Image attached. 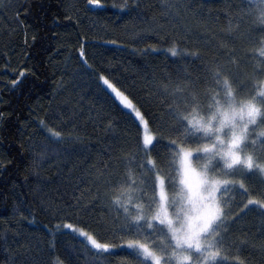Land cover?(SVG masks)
<instances>
[{"label": "trees", "instance_id": "1", "mask_svg": "<svg viewBox=\"0 0 264 264\" xmlns=\"http://www.w3.org/2000/svg\"><path fill=\"white\" fill-rule=\"evenodd\" d=\"M71 4L0 3V264H100L86 243L58 228L65 220L118 247L103 264H140L119 248L140 226L110 203L112 189L131 178L148 193L156 174L170 178L177 144L199 139L182 117L226 88L264 105L256 95L264 0H103L97 9L78 0L80 15ZM172 41L186 53L164 52ZM81 43L91 69L79 59ZM20 68L32 71L13 87ZM99 74L131 98L156 136L147 155L139 126ZM251 147L264 159V140ZM237 169L220 201L214 264H264V174Z\"/></svg>", "mask_w": 264, "mask_h": 264}, {"label": "clouds", "instance_id": "2", "mask_svg": "<svg viewBox=\"0 0 264 264\" xmlns=\"http://www.w3.org/2000/svg\"><path fill=\"white\" fill-rule=\"evenodd\" d=\"M257 96L264 95V80ZM182 119L199 139L181 141L170 157L171 177L158 175L143 193L130 178L109 193V201L138 234L126 239L140 264H212L220 255L204 234L223 215L219 189L236 167L264 173V159L251 146L264 140V105L228 91ZM239 264V261H237Z\"/></svg>", "mask_w": 264, "mask_h": 264}, {"label": "snow or ice", "instance_id": "3", "mask_svg": "<svg viewBox=\"0 0 264 264\" xmlns=\"http://www.w3.org/2000/svg\"><path fill=\"white\" fill-rule=\"evenodd\" d=\"M0 3H3V0H0ZM87 5L93 7H102L100 0H87ZM72 18L73 17L66 12L65 19L71 20ZM55 35L56 34L53 33V36ZM35 39H36L35 34H33V40ZM160 39L163 40L164 37H160ZM109 43L115 44L116 41L111 40L109 41ZM149 47L151 51L153 52L157 51V46L155 44L150 45ZM76 51L78 52L79 59L83 63V65L86 68L91 69L93 66L89 63V61L86 58L87 53L85 51L84 44L81 43V45L76 49ZM167 51L173 56L176 55L177 46L175 41H172V46L168 48ZM31 71H32L31 68H20L19 75L16 77V79L11 80V85L15 87L18 84V82H20L21 78L24 77L26 74H30ZM98 79L99 82H101L103 85L107 87V89H109L112 93L115 94V97L117 98L119 104L123 108H127V109L134 108V102L131 100V98L125 92L118 90V88L114 86L112 82H110L108 76H106L105 74H99ZM140 115L142 114L140 112H137V116ZM4 117H5V113L0 112V121H2ZM39 122L41 125H43L45 121L44 119H40ZM261 207H264V204H262ZM63 228L65 230H72L74 232H78L80 237H86L87 243L90 246L89 249L93 254H95L96 257H99L100 264H103L104 258L107 257L110 254V252L113 250V246L111 244L105 243L104 241L100 240L94 233L85 230L83 227L77 228L73 223L65 220V222L63 223ZM101 253H103V256L100 255ZM48 264H51V261H49ZM57 264H64V262L58 261Z\"/></svg>", "mask_w": 264, "mask_h": 264}, {"label": "rangeland", "instance_id": "4", "mask_svg": "<svg viewBox=\"0 0 264 264\" xmlns=\"http://www.w3.org/2000/svg\"><path fill=\"white\" fill-rule=\"evenodd\" d=\"M77 1L78 0H73V4H71L70 8H69V12L70 13H75L76 15H80V13H83L84 12V9L85 8H88V9H97L99 7H93V6H89L87 5V0H80L83 4H84V9L82 10V8L80 6H78L77 4ZM103 0H100V3L102 2ZM164 52L168 53L169 55H171L167 50H165ZM181 54V53H186L185 51L183 50H177V53L176 54ZM100 84L102 85V87L112 96V98L117 102V104L124 110L126 111L128 114H130L132 116V118L135 120V122L137 123V125L139 126V129H140V134H141V143H142V148H143V151L146 153L149 152L150 150V147L152 145V143L156 140V136L152 134V132L149 130L148 128V125L145 121V119L143 118L142 115L140 116H137V112H140L134 105V108L132 109H127V108H123L117 98L115 97V94L112 93L109 89H107V87L105 85H103L101 82ZM230 90H228L226 88V92H228ZM260 98H264V95H261ZM147 166L149 169H154L153 167V164L152 162L148 159L147 160ZM238 167L234 168L231 172H234L236 170H240V169H237ZM260 172V171H259ZM261 173V172H260ZM264 174V173H262ZM158 175L156 174L155 178L157 177ZM228 186V183L227 184H224L220 187L219 189V196H220V201L222 200L223 196L225 195V191L226 188ZM252 204L254 205H258L257 203H253ZM261 207V206H260ZM263 210H264V207H261ZM220 218L215 220V221H212L210 220L209 223H208V229L206 231V233L204 234L205 236V239H208L209 240V244L211 247H214L215 248V245H214V239H215V236L216 234L214 233V229L216 228V224L219 222ZM58 228L62 229V230H65L63 228V225L59 226ZM79 228V227H77ZM65 231H69L71 232L72 234L76 235L78 238H80L84 243H87V238L86 237H80L78 232H74L72 230H65ZM89 246V245H88ZM90 247V246H89ZM116 248L118 247H115L113 246V250L114 251ZM119 248H122V249H125L127 251H129L130 253L134 254L135 256L138 257L137 253L135 252V250L127 243H125L124 245L120 246ZM216 249V248H215ZM139 258V257H138ZM219 256H217V258L212 262V264H214L217 260H218Z\"/></svg>", "mask_w": 264, "mask_h": 264}]
</instances>
